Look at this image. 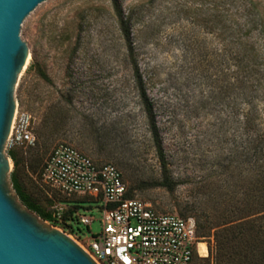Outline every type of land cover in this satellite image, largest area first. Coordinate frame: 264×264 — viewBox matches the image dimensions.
I'll return each mask as SVG.
<instances>
[{
  "label": "rangeland",
  "instance_id": "374dc122",
  "mask_svg": "<svg viewBox=\"0 0 264 264\" xmlns=\"http://www.w3.org/2000/svg\"><path fill=\"white\" fill-rule=\"evenodd\" d=\"M119 3L134 60L110 0H47L22 22L19 36L28 48V63L13 98L17 110L30 115L36 144L5 146L10 191L26 209L12 186V152L18 161L16 180L32 202L51 215L54 202L60 201L75 209L67 219L75 236L89 240L99 234L100 200L66 199L39 181L53 148L65 143L97 164L114 165L132 198L160 213L207 223L211 237L201 239L207 255L200 258L214 253L217 231L236 225L235 233L245 236L234 244L233 257L242 260L245 247L263 240L254 232L260 230L264 237V220L249 229L236 212L244 206L249 164L240 157L246 138L237 124L233 73L236 54L247 48L256 51L261 64L255 79L264 77V0ZM133 63L152 105L163 162L148 128ZM257 88L255 101L264 108V80L263 89ZM164 175L171 191L163 186ZM82 216L93 220L90 227L80 224Z\"/></svg>",
  "mask_w": 264,
  "mask_h": 264
},
{
  "label": "built area",
  "instance_id": "2783aa9c",
  "mask_svg": "<svg viewBox=\"0 0 264 264\" xmlns=\"http://www.w3.org/2000/svg\"><path fill=\"white\" fill-rule=\"evenodd\" d=\"M36 138L31 117L18 110L6 140L7 149L33 147ZM41 185L66 199L91 197L102 202L101 232L74 240L97 264H192L201 244L192 217L163 214L143 200L127 197L121 172L112 164H97L74 147L60 143L45 160L39 175ZM68 209L62 202L51 207L53 226L61 229ZM80 224L90 227L91 218Z\"/></svg>",
  "mask_w": 264,
  "mask_h": 264
},
{
  "label": "trees",
  "instance_id": "16d2710c",
  "mask_svg": "<svg viewBox=\"0 0 264 264\" xmlns=\"http://www.w3.org/2000/svg\"><path fill=\"white\" fill-rule=\"evenodd\" d=\"M110 1L119 24L121 35L126 42L130 60H134L131 37L125 26L119 0ZM261 34L264 36V31ZM256 59L257 54L254 49H240L235 57V70L233 73V90L236 100L237 124L239 130L242 131L246 138L245 141L242 142L245 145V148H243L245 153L241 151L240 157H246L249 164L248 189L246 193H243V199H241L244 206L237 208L236 212L237 214L240 212L243 214L242 218L245 220L241 225H248L249 229H254L253 224L264 220V108H259L257 106L255 101L257 97L253 95L258 89L257 87L263 89L264 77L261 76L259 79H255V74L258 73L261 68V64H258ZM32 67L33 65H31L29 69ZM133 74L152 140L155 144L159 158L163 162L162 145L152 112V105L146 95L138 68L134 63ZM41 76L43 78L45 75L41 73ZM10 157L14 163V171L11 175L12 186L20 201L26 209L36 213L43 221L48 222L52 226H56L52 221L51 215L44 213L21 190L15 177L18 161L12 152L10 153ZM241 170L242 168L239 169V172ZM163 186L170 191L173 189L171 181L165 175ZM127 197L132 198L128 190ZM74 210L75 209L68 210L67 216L65 217L66 221L72 216ZM232 214H234L233 211ZM235 226H225L217 231L213 235L215 242L214 253L206 258H200L197 255H194L192 264H196L198 260L201 262L200 264H264V237L260 230L255 231L254 234L255 237H262L263 240L257 244L253 243L252 247H245L246 249L242 260L239 259V261H235L233 257V253L236 252L234 250V244H236L237 241H243L242 237L245 236L240 233L241 237L235 233ZM60 228L63 232H67V229L70 227L64 223ZM196 235L200 241L202 238H209L211 237V228L207 223L201 225L196 222ZM212 259H214L215 262H213L214 260L212 261Z\"/></svg>",
  "mask_w": 264,
  "mask_h": 264
},
{
  "label": "water",
  "instance_id": "95a60500",
  "mask_svg": "<svg viewBox=\"0 0 264 264\" xmlns=\"http://www.w3.org/2000/svg\"><path fill=\"white\" fill-rule=\"evenodd\" d=\"M47 0H0V264H97L67 234L23 208L10 191L4 155L16 109L13 93L28 63L22 22Z\"/></svg>",
  "mask_w": 264,
  "mask_h": 264
},
{
  "label": "bare ground",
  "instance_id": "6f19581e",
  "mask_svg": "<svg viewBox=\"0 0 264 264\" xmlns=\"http://www.w3.org/2000/svg\"><path fill=\"white\" fill-rule=\"evenodd\" d=\"M17 112H18V110H17V108H16V109H15V112H14V116H13V120H12L11 128H10V132H11V130H12L13 122H14L15 115L17 114ZM9 134H10V133H9ZM198 253H199L200 255H202V256H206V255H207V250H206V247H205L204 244L201 243V244L198 246Z\"/></svg>",
  "mask_w": 264,
  "mask_h": 264
}]
</instances>
